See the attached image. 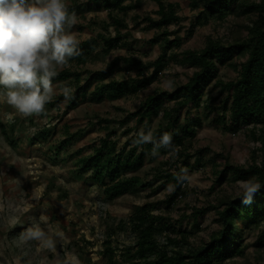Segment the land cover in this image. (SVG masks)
Instances as JSON below:
<instances>
[{
	"label": "rangeland",
	"instance_id": "rangeland-1",
	"mask_svg": "<svg viewBox=\"0 0 264 264\" xmlns=\"http://www.w3.org/2000/svg\"><path fill=\"white\" fill-rule=\"evenodd\" d=\"M66 2L81 8L82 13L77 15L78 22L72 29L80 44L94 42L82 47L89 56L87 63L70 62L63 69L79 75L76 85L70 86L74 89L72 99L78 100V106L68 109L70 100L57 95L46 105L45 114L25 118L0 99V264H132L139 237L133 227L137 213L144 206L152 216L164 218L155 226L157 242L164 245L168 234L175 238L181 232L189 243L182 247L186 253L220 230L211 207L218 206L220 200L239 196L236 182L241 179L228 173L219 183L213 165L217 164L220 172L227 159L237 167H247L253 160L258 165L263 161L261 143L251 138L250 128L233 129L230 122L226 125L219 119L224 116L228 121L230 115L221 110L226 95L220 94L215 81L205 86L200 108L193 107L187 114L185 109L180 124L172 128L174 133L181 134V128L188 122L193 123L192 117L202 120L193 140L186 142V149H179L182 156L177 153L171 157L162 148L153 156L146 150L143 167L127 174L140 178L134 190L108 199L104 189L110 185L109 181L95 182L90 171L80 175L79 160H87L103 139L114 143L116 151H128L145 124L133 114L148 97L173 92L196 71L169 61L158 80L137 93L130 92L137 69L128 67L124 59L133 57L148 66L161 54L162 45L152 44L151 40L157 35L162 39L165 29L148 27L150 22L159 21L158 2L173 4L178 19L168 28L169 32H176L168 37L169 41L176 40L168 52L170 56L184 51L200 52L209 39L224 45L241 42L248 34V26L260 15L257 11L243 15L233 9L221 17L208 16L201 3L193 9L190 0H128L124 4L126 10L111 15L103 7V0L94 1L93 9L87 7L90 0ZM259 2L247 0L250 4ZM113 19L120 25L112 23ZM117 31L123 39L115 50L103 56L100 37L113 38ZM245 60L246 56H234L219 64L218 78L226 83L235 81L236 68ZM112 61L117 62L113 73L103 79L94 77ZM152 71L150 67L145 74ZM72 78L53 82L68 85ZM165 79L174 81L172 90L161 86ZM112 81L127 84L121 98L111 99L109 94L94 97L96 86ZM173 105L170 102L160 109L152 131L167 125L162 120L163 110ZM47 129L50 132L43 139L39 133ZM185 152L189 160L184 159ZM182 168L190 178L183 181L182 196L169 206L166 202L174 192L168 188L174 185L169 176L179 174ZM205 209L206 212L196 213L195 217V212ZM41 215L63 233L57 238L55 250L20 238L24 229L38 222ZM146 226L144 223L142 230ZM263 231L264 217L256 223L239 221L236 232L243 254L226 261L215 260L214 264H264V245L259 240ZM173 248L169 247L168 252Z\"/></svg>",
	"mask_w": 264,
	"mask_h": 264
},
{
	"label": "trees",
	"instance_id": "trees-1",
	"mask_svg": "<svg viewBox=\"0 0 264 264\" xmlns=\"http://www.w3.org/2000/svg\"><path fill=\"white\" fill-rule=\"evenodd\" d=\"M94 1L100 0H90L87 6L89 9H93ZM126 1L128 0H103V7L111 15L114 12L126 10L124 6ZM190 1L193 9L197 7V3H201L208 16L217 15L221 17L224 12L237 9L243 15L257 11L260 18L254 21L251 26H248V34L241 42L224 45L209 39L205 48L200 52L184 51L178 55L170 56L168 52L175 45L176 40L169 41L168 37L175 35L176 32H169L168 28L174 22L176 23L178 19L173 4L166 5L163 2H158L159 21L150 22L148 27L156 30L165 29L161 33L163 40L158 35L151 40L152 44L162 45L161 54L148 66L133 57L124 59L128 67L137 69V76L132 80L130 92L137 93L158 80L160 72L169 61H174L184 67L195 68L196 71L188 78L187 83L177 86L173 92H162L148 97L133 115L137 117L139 122L145 123V131L152 130V124L160 109L165 104L173 102L172 108H164L163 110L162 120L167 121V125L159 126L158 129L154 130V136L158 139L163 133L169 132L173 136V145L181 150L186 149L184 148L186 142L193 140L196 134L195 129L201 127L202 120L199 117H192L193 123L188 122L181 128V134L174 133L172 128L180 124L185 109H188L185 112L187 114L190 113L193 107L200 108L205 86L215 81V86L220 88V94L226 95L221 103V110L223 114L228 112L230 115L228 121L225 120L224 116L219 119L224 121L226 125L230 122L233 129L250 128L251 138L261 143L260 150L263 152V161L259 165L256 160H253L247 167H237L231 165L229 159H227L225 160L224 169L220 172L218 171V165H213L214 172L219 175L217 182L221 183L226 175L231 173L241 180H247L255 176L262 187L250 205L242 204L240 196H237L220 200L218 206L211 207L216 212V222L219 224L220 230L213 232L208 240H201L198 246L186 253L183 252L182 247L184 245L188 246L189 243L185 234L181 232L175 238L168 234L164 245L157 242L155 239V226L164 221V218L154 217L146 206L142 207L137 213L138 217L133 227L138 232L139 237L132 264H214L215 260L226 261L235 256H241L243 250L238 245L236 232L238 222L256 223L257 220L264 217V0H260L258 4L247 3V0ZM69 10L75 12L76 15L82 13L80 7L72 5H69ZM112 23L120 25L114 19ZM106 27L108 28L107 25ZM122 39L123 36L120 31H117L113 38L106 39L101 36L100 40L104 45L101 54L103 56L108 55L117 48ZM90 43L93 44L94 42L79 44L80 55L70 62H75L76 65L87 63L89 56L82 47ZM234 56H246V60L239 63V70L238 67L236 68L238 76L235 81L223 82L218 78V65L232 60ZM99 57L100 54L97 55V59ZM116 63V61L110 62L103 72L95 73L94 77L103 79L105 76L110 75L113 73ZM150 67L153 68V71L146 75L145 73ZM70 78L72 79L68 82V86L76 85L75 82H78L79 75H75L74 72L69 70H63L59 72L55 79L68 81ZM126 91L127 84L125 82L112 81L108 84L96 86L93 94L94 97L109 94L111 99H119ZM54 103H57V100ZM77 106L78 100L76 98L67 103L68 109H74ZM224 129H227V126H224ZM2 130L3 132L6 131L4 127H2ZM49 132V129L43 130L39 135L45 139ZM152 147V144L134 145L128 151L123 149L116 151L114 143L108 139H103L100 141L99 146L94 148L92 155L87 160H79L82 166L79 174L82 175L90 171L95 182H104L107 179L110 185L104 189L106 197L108 199L121 197L140 184L139 177H128L127 174L138 171L143 167L146 150L151 152ZM178 155L182 156V151L179 150ZM184 159H190L186 152ZM169 177L173 180L174 192L166 204L171 206L173 200L183 194V181L177 180L176 175ZM204 212H206V209L195 212L194 215L196 217V213L203 214ZM144 223H147V226L142 230ZM166 229H169V225L166 226ZM259 240L261 246H263L264 231ZM169 247L174 248L168 252Z\"/></svg>",
	"mask_w": 264,
	"mask_h": 264
},
{
	"label": "clouds",
	"instance_id": "clouds-1",
	"mask_svg": "<svg viewBox=\"0 0 264 264\" xmlns=\"http://www.w3.org/2000/svg\"><path fill=\"white\" fill-rule=\"evenodd\" d=\"M77 22L76 13L69 10L66 0H0V99L20 116L45 114L46 105L57 95H62L65 101L72 99V87L66 82L57 85L53 81L80 55V40L72 31ZM161 86L170 91L174 81L165 79ZM172 140L169 132L157 139L151 129L142 128L133 144H152L153 156L163 148L168 150L169 156L175 157L179 149ZM176 178L184 181L190 177L182 168ZM236 183L237 194L245 205L253 202L262 187L255 176ZM168 188L174 190V185ZM62 235L41 215L38 222L24 229L20 238L55 250L57 238Z\"/></svg>",
	"mask_w": 264,
	"mask_h": 264
}]
</instances>
